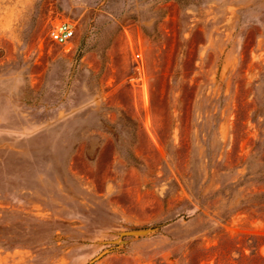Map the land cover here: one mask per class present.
<instances>
[{
    "label": "rangeland",
    "instance_id": "374dc122",
    "mask_svg": "<svg viewBox=\"0 0 264 264\" xmlns=\"http://www.w3.org/2000/svg\"><path fill=\"white\" fill-rule=\"evenodd\" d=\"M262 158L264 0H0V264H264Z\"/></svg>",
    "mask_w": 264,
    "mask_h": 264
},
{
    "label": "built area",
    "instance_id": "2783aa9c",
    "mask_svg": "<svg viewBox=\"0 0 264 264\" xmlns=\"http://www.w3.org/2000/svg\"><path fill=\"white\" fill-rule=\"evenodd\" d=\"M49 35L54 42L65 44L74 36L73 25L67 21L61 22L50 30Z\"/></svg>",
    "mask_w": 264,
    "mask_h": 264
},
{
    "label": "trees",
    "instance_id": "16d2710c",
    "mask_svg": "<svg viewBox=\"0 0 264 264\" xmlns=\"http://www.w3.org/2000/svg\"><path fill=\"white\" fill-rule=\"evenodd\" d=\"M261 161L264 164V158L261 159ZM261 177H263V183H264V168L262 170H259ZM253 200L258 201L256 205H263L264 204V190L261 191L260 193L256 194L253 196ZM260 203V204H259ZM263 207V206H260ZM1 220V219H0ZM7 226L2 224V221H0V247L7 248L10 247L11 244H9L10 241L12 240V236L9 235V232L7 233Z\"/></svg>",
    "mask_w": 264,
    "mask_h": 264
},
{
    "label": "water",
    "instance_id": "95a60500",
    "mask_svg": "<svg viewBox=\"0 0 264 264\" xmlns=\"http://www.w3.org/2000/svg\"><path fill=\"white\" fill-rule=\"evenodd\" d=\"M155 231H156V228H139V229H131V230L122 231L119 233V238L116 239L114 242L119 245L122 242L121 237H133V238L134 237H141V236L149 235ZM108 251L109 250L102 252L101 254L96 256L91 262L97 260L99 257H101L103 254H105Z\"/></svg>",
    "mask_w": 264,
    "mask_h": 264
}]
</instances>
